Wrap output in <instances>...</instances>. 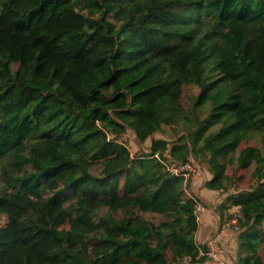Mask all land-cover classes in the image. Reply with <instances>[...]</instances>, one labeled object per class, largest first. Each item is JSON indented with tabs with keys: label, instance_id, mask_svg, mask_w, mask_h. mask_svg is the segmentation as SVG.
<instances>
[{
	"label": "trees",
	"instance_id": "16d2710c",
	"mask_svg": "<svg viewBox=\"0 0 264 264\" xmlns=\"http://www.w3.org/2000/svg\"><path fill=\"white\" fill-rule=\"evenodd\" d=\"M156 153L251 175L224 209L264 264V0H0V264L205 262Z\"/></svg>",
	"mask_w": 264,
	"mask_h": 264
},
{
	"label": "crops",
	"instance_id": "0c3cea01",
	"mask_svg": "<svg viewBox=\"0 0 264 264\" xmlns=\"http://www.w3.org/2000/svg\"><path fill=\"white\" fill-rule=\"evenodd\" d=\"M209 178L210 176L208 175V172L206 174L201 172L193 175L190 180V187L193 190H197V192L199 191V194H202L203 198L205 197V199L208 200L213 196V200H210L212 205H208L207 210L202 213V219L199 221L200 226L196 234V240L199 244H213L218 251L219 257L225 264H239L241 249L239 240L240 230L236 226L235 219H228V221L223 220L222 213L220 214V212L216 210L215 206H218L220 203V196L219 194L216 195L217 192H214L215 190H210L205 187V182L209 180ZM236 208L238 210V207ZM229 212H232L231 208L229 210H224V214ZM200 264L221 263L217 260H211L208 258L205 262Z\"/></svg>",
	"mask_w": 264,
	"mask_h": 264
},
{
	"label": "rangeland",
	"instance_id": "374dc122",
	"mask_svg": "<svg viewBox=\"0 0 264 264\" xmlns=\"http://www.w3.org/2000/svg\"><path fill=\"white\" fill-rule=\"evenodd\" d=\"M197 91L198 90L195 87H190V88L186 89L185 92H184V95L182 97L183 105H185V106L190 105V104H187L188 97L192 98L193 96H195L197 94ZM131 133H128V134L124 135L122 138H119L118 141L123 143V145H125L126 147H128L131 150V152H132V154L134 156H136V154L138 152L139 153L148 152L147 150L149 149V146H150V143H151V138H149L146 142L141 143ZM155 136L158 137L159 135L156 134ZM246 144L247 143L245 141H243L241 143V146L244 147ZM201 172L203 174L204 173L206 174L207 170L204 167H201ZM246 175L247 176H245V177H243V176L241 178L239 177L240 180L236 181L237 187L235 186L236 185L235 184L234 186L233 185L229 186L227 189L215 190L214 191V192H217L216 195L219 194V196H220V203L218 204V206H215L216 210H218L220 212V214H221V207H222V209H224L225 205L227 204V198H228V196L230 194H234V193L236 194L237 192H239V190L240 191H245V190L250 189L252 187V184L254 183L253 179L251 178L250 174L247 173ZM201 176H203V175H201ZM202 182H203V180H202ZM210 192H212V191H210ZM201 197H202V200L206 203L207 207H208V205H212L210 203L211 202L210 200H213V196L210 199H208V200L205 199V197L203 198L202 194H201ZM226 209L229 210L228 208H226ZM231 209H232V212H231L232 214H237L238 211H237L236 206H231ZM228 215H229V213L224 214L222 219L228 221V218H227ZM7 220H8V217L6 215L0 214V226H2L5 223H7Z\"/></svg>",
	"mask_w": 264,
	"mask_h": 264
},
{
	"label": "built area",
	"instance_id": "2783aa9c",
	"mask_svg": "<svg viewBox=\"0 0 264 264\" xmlns=\"http://www.w3.org/2000/svg\"><path fill=\"white\" fill-rule=\"evenodd\" d=\"M155 158H159L161 162L166 166L168 171L176 177L182 178L184 180V191L185 193L195 201V211L194 213L197 216V219L200 221L202 219V213L207 210L206 203L200 198L199 192L197 190H193L190 187V180L192 176L201 173V167L198 162L195 160H187L185 162H177L170 159L169 155L165 154V159L161 158L158 153L154 154ZM209 248L207 250H200V253L197 257L207 256V258L211 260H217L221 264H225L221 258L219 257L218 251L213 246V244L208 245ZM188 261H192L193 257H188Z\"/></svg>",
	"mask_w": 264,
	"mask_h": 264
}]
</instances>
